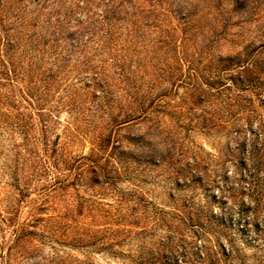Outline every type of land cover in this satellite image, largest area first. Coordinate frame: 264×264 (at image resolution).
Wrapping results in <instances>:
<instances>
[{
    "label": "rangeland",
    "instance_id": "1",
    "mask_svg": "<svg viewBox=\"0 0 264 264\" xmlns=\"http://www.w3.org/2000/svg\"><path fill=\"white\" fill-rule=\"evenodd\" d=\"M64 1L0 0V264L195 258L213 245L208 203L238 205L218 190L233 181V131L247 127L241 99L264 123V93L227 89L235 72L221 61L264 32V0L235 4L227 23V0H135L109 23L120 0ZM91 4L84 31L58 27Z\"/></svg>",
    "mask_w": 264,
    "mask_h": 264
},
{
    "label": "trees",
    "instance_id": "2",
    "mask_svg": "<svg viewBox=\"0 0 264 264\" xmlns=\"http://www.w3.org/2000/svg\"><path fill=\"white\" fill-rule=\"evenodd\" d=\"M134 1L120 0L115 7L111 6L112 8L104 11L102 18L107 20L106 22L108 23L111 19L121 20L120 17H117L119 15L115 13L116 10L120 14L119 9H124V7L132 8ZM143 1L158 2L159 0ZM246 1L227 0L228 3L230 2L229 5H232V9L223 13L222 20L224 23L230 21V13L236 14L235 4L244 5ZM62 2L65 1L62 0ZM81 2L85 4L84 0ZM106 5L108 6V3ZM75 7H79L78 3ZM94 7L96 6L91 4V6L89 5L87 9L83 10L84 13L79 12L80 14H77V11L72 9L65 11L60 14L62 16L61 20H57L58 27H68L74 23V27L82 28L80 32L84 31L83 26L91 23L94 18V13L91 10ZM145 12V22H154L155 16L152 19L150 18L153 15L152 10H146ZM179 16L180 19H185L183 13ZM233 25H237V23L235 22ZM85 33L89 32L85 31ZM242 52H244V57L241 60L239 56H228L221 60L223 72L228 69L235 72L234 75H231L233 77L230 79L231 84L227 86V89L231 87L241 92L251 89L256 94H260V91L264 93V80L261 78L264 77V32L259 34V39L254 44L249 43L246 45ZM163 95L159 94L158 97ZM241 101L243 102V107L248 110L246 117L247 127L245 129L238 127L233 131V140L226 147L225 153L232 160L228 162L230 168H232L233 181L218 190L221 194L220 198L225 197V192L229 196L228 198L236 200L238 205L235 210L233 208V210L225 208L223 213L213 214L210 203H208L206 219L202 222V237L207 238L211 234L213 236V245H210L208 240L203 241L202 254L196 251L194 253L195 258H192V256L188 258L185 257V254H180V259L159 261L154 256H151L150 259H142L138 256L130 260V264H245L244 255H242L235 244L234 236L236 237V235L242 236L248 246L257 249L256 264H264V123L260 119L256 120L254 111L250 109L253 103L252 99H241ZM258 101L260 107L264 109V99H258ZM90 171L92 175L99 176L101 168L95 166ZM219 176L222 180L228 178L224 170ZM95 182H98V180H95ZM228 200L226 197L225 202ZM224 214H229L230 218L228 221L224 219ZM232 218L234 219L233 221ZM199 235L201 236V234ZM216 248L221 253L222 258H217ZM105 249L111 254H115L111 251V246H107ZM48 264H59V262H55V258H51L48 260ZM76 264L92 263L76 261Z\"/></svg>",
    "mask_w": 264,
    "mask_h": 264
}]
</instances>
